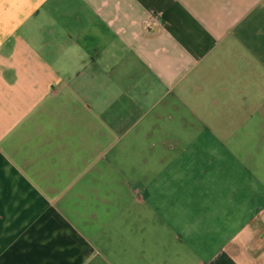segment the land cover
I'll use <instances>...</instances> for the list:
<instances>
[{
    "label": "crops",
    "instance_id": "0c3cea01",
    "mask_svg": "<svg viewBox=\"0 0 264 264\" xmlns=\"http://www.w3.org/2000/svg\"><path fill=\"white\" fill-rule=\"evenodd\" d=\"M0 264H264V0H0Z\"/></svg>",
    "mask_w": 264,
    "mask_h": 264
},
{
    "label": "rangeland",
    "instance_id": "374dc122",
    "mask_svg": "<svg viewBox=\"0 0 264 264\" xmlns=\"http://www.w3.org/2000/svg\"><path fill=\"white\" fill-rule=\"evenodd\" d=\"M167 145H170V142L169 141L167 142ZM164 155H168L167 163H165V164H169V162H170L169 159L170 158H172V159L175 158V155L174 154L167 153V154H163V156ZM152 156H153V154H146V157L149 160V162L147 164H154V159L152 158Z\"/></svg>",
    "mask_w": 264,
    "mask_h": 264
}]
</instances>
